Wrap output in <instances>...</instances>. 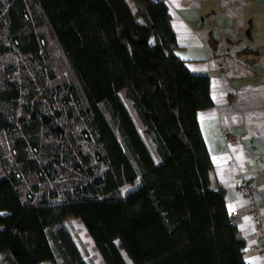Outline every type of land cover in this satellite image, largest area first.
<instances>
[{"label": "trees", "instance_id": "trees-1", "mask_svg": "<svg viewBox=\"0 0 264 264\" xmlns=\"http://www.w3.org/2000/svg\"><path fill=\"white\" fill-rule=\"evenodd\" d=\"M175 45L163 0H0V264H87L63 216L104 264H249Z\"/></svg>", "mask_w": 264, "mask_h": 264}, {"label": "crops", "instance_id": "crops-1", "mask_svg": "<svg viewBox=\"0 0 264 264\" xmlns=\"http://www.w3.org/2000/svg\"><path fill=\"white\" fill-rule=\"evenodd\" d=\"M163 1L173 51L191 71L207 74L210 103L195 117L211 162L210 183L223 188L225 208L243 236V259L264 264L259 233L245 212L251 199L264 220V51L250 50L264 47V0ZM221 126L234 138L225 141ZM235 184L248 185L250 196Z\"/></svg>", "mask_w": 264, "mask_h": 264}, {"label": "rangeland", "instance_id": "rangeland-1", "mask_svg": "<svg viewBox=\"0 0 264 264\" xmlns=\"http://www.w3.org/2000/svg\"><path fill=\"white\" fill-rule=\"evenodd\" d=\"M118 96L120 97L122 103L126 107L132 121L136 127L137 132L139 133L142 141L147 147L151 157L153 160L156 159V153L153 150L151 141L148 135L140 129L139 120L136 116V113L131 105L130 99L126 97L122 90L117 91ZM137 182V177H134L131 181H125L120 185L121 190H125L126 188L132 186ZM61 222L64 224L66 229L70 232L73 240L75 241L81 255L87 264H104L100 259H98L96 250L91 245V239L84 231L82 223L75 216H63ZM120 253L125 260L126 263H129V259L126 254L120 249ZM41 264H53L49 259H42Z\"/></svg>", "mask_w": 264, "mask_h": 264}, {"label": "built area", "instance_id": "built-area-1", "mask_svg": "<svg viewBox=\"0 0 264 264\" xmlns=\"http://www.w3.org/2000/svg\"><path fill=\"white\" fill-rule=\"evenodd\" d=\"M220 131L221 136L225 141L234 138V134L226 126H221ZM234 189L246 197L250 196L251 194V190L246 184H235ZM245 212L252 220L253 229L259 233L258 243L264 249V220L259 216L257 205L251 199L248 202Z\"/></svg>", "mask_w": 264, "mask_h": 264}]
</instances>
